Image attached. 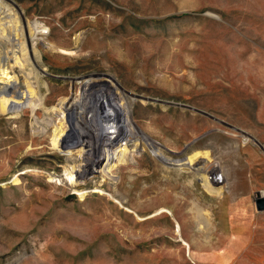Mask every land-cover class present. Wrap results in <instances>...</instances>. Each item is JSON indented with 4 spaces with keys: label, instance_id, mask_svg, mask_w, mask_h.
Returning a JSON list of instances; mask_svg holds the SVG:
<instances>
[{
    "label": "rangeland",
    "instance_id": "obj_1",
    "mask_svg": "<svg viewBox=\"0 0 264 264\" xmlns=\"http://www.w3.org/2000/svg\"><path fill=\"white\" fill-rule=\"evenodd\" d=\"M6 1L0 33L40 40L29 106L0 113V264H264V0ZM87 76L128 94L141 146L76 179L78 135L53 137Z\"/></svg>",
    "mask_w": 264,
    "mask_h": 264
},
{
    "label": "bare ground",
    "instance_id": "obj_2",
    "mask_svg": "<svg viewBox=\"0 0 264 264\" xmlns=\"http://www.w3.org/2000/svg\"><path fill=\"white\" fill-rule=\"evenodd\" d=\"M9 4L10 3H8L6 0H0V23L7 16H11V11L8 7ZM16 17L18 18V16ZM29 24L22 28L21 24L18 25L17 23L18 26L16 25L14 30L15 32H13L14 34H12V36L4 34V31L0 33L1 40H3L8 46H10V49L8 48L7 50H5L4 53L0 56V61L2 60L6 63L10 60V63L12 62L11 60H13V62L9 64V69L8 66H5L3 64L4 66L0 72V83L2 85V88L0 89V113L17 114L18 110L29 106V103L31 101V85L29 86L26 83L27 79L24 81L27 73L24 74V72L19 68L20 65L18 66L20 60H26V62L28 60H31L34 64H37L36 62L39 59V50L37 49V43L39 42L40 38L37 37L38 33L36 32V30H32V24ZM37 74L41 75V72L37 70ZM20 78H23V82H25L24 85L21 83ZM82 83L85 85V94L82 95V98L77 99V97H63L61 100H59V107L63 109V113L66 112L65 115L67 116L68 127L65 130L63 128L57 127L55 130L56 133L53 137L54 144H60L62 146L70 148V146H72V137L74 135H78L80 139V151H82V162L79 167L75 169L76 179L86 175L88 172V167L90 168L89 165L91 163L93 164L94 160L93 158H91V149L93 147H96L97 149H99V147L103 145L108 147L107 149H105L106 164L104 169L102 170L103 173L105 172L104 174L107 175L110 171L109 164L111 160L123 161L124 159H126L125 157L128 152H137L138 150H140L141 146L139 142H136L141 139L139 133L140 131L135 128L132 120L129 117L130 107L129 103H127L128 94L125 91L121 90L117 85L116 87H113L114 84L111 83V81L108 79L98 82L95 80V78L87 76L83 78ZM5 90H7V92H10L8 93L9 97H7L8 94L6 95L3 93L5 92ZM107 91L108 94L106 93ZM119 99L120 103H118ZM31 105L33 106V104ZM100 113L102 115H100ZM124 125L128 126V131L125 136V146L121 147L120 149H113L112 145L115 141H110L111 138L109 136L110 132L108 129L113 128L115 130H118L120 128L119 130H121ZM85 135L89 136V138H92V140L85 141L83 139V136ZM152 147H154L153 144ZM64 151L70 153L66 148ZM195 160L196 159L193 160L192 158H189L187 162L171 164L174 168L179 170L192 168L196 172L197 178L203 181V167L202 165L198 166L197 162L193 163ZM106 175L102 176L106 177Z\"/></svg>",
    "mask_w": 264,
    "mask_h": 264
},
{
    "label": "water",
    "instance_id": "obj_3",
    "mask_svg": "<svg viewBox=\"0 0 264 264\" xmlns=\"http://www.w3.org/2000/svg\"><path fill=\"white\" fill-rule=\"evenodd\" d=\"M255 208L257 211H263L264 210V197L259 196L255 198Z\"/></svg>",
    "mask_w": 264,
    "mask_h": 264
}]
</instances>
